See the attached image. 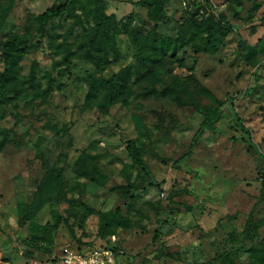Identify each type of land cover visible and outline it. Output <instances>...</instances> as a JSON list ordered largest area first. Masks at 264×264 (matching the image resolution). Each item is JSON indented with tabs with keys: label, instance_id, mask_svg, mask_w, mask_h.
Here are the masks:
<instances>
[{
	"label": "rangeland",
	"instance_id": "1",
	"mask_svg": "<svg viewBox=\"0 0 264 264\" xmlns=\"http://www.w3.org/2000/svg\"><path fill=\"white\" fill-rule=\"evenodd\" d=\"M106 1L119 28L111 34L125 58L96 68L83 59V43L94 38L89 33L97 23L94 0H77L71 13L43 28L40 15L66 0H0V13L7 14L0 32V81L4 44L30 42L15 68L13 84L22 93H11L0 106V133L12 139L0 153V264H46L78 245L112 246L129 264H264V0L167 5L168 18L158 29L166 37L204 17L234 27L214 55H193L185 67L174 66L173 74L195 75L226 101L216 130H206L193 147L203 115L190 108L161 99L118 103L107 113L85 107L89 75L106 79L131 66L129 31L148 20V9L135 4L139 0ZM204 28L197 37L206 36ZM242 41L255 46L250 62ZM135 80L134 96L142 90ZM168 112L180 123L164 135L153 124L167 123ZM141 115L153 130L150 139L138 131ZM133 139L143 148L145 169L139 173L127 149ZM16 140L22 144L15 146ZM83 154L93 157L85 161L90 168L96 164L99 182L75 172ZM131 179L135 192L126 191ZM31 222L55 227L54 244H33ZM157 231L161 237L155 239Z\"/></svg>",
	"mask_w": 264,
	"mask_h": 264
},
{
	"label": "trees",
	"instance_id": "2",
	"mask_svg": "<svg viewBox=\"0 0 264 264\" xmlns=\"http://www.w3.org/2000/svg\"><path fill=\"white\" fill-rule=\"evenodd\" d=\"M76 1L66 0L63 4L52 5L47 8L39 17L41 27L43 28L50 21L71 13ZM15 2L16 0H12V3ZM169 2L170 0H139L135 3L137 6L148 9V20L142 27L129 31L130 41L135 48V54L133 56L134 63L106 79L98 80L90 74L85 107H98L102 112L107 113L113 105L118 103L129 106L137 99H161L170 101L180 108H190L203 115V121L192 139L191 145L193 147L206 130H216V124L222 117L226 101L216 98L195 75L191 74L182 78L173 74L174 66L178 64L179 66L185 67L186 60L193 55H214L224 43L227 35L234 31V27L231 23H227L223 19L204 17L200 22H197L198 24H193V22L188 21L175 37L163 36L158 29L160 24H163L168 18L167 5ZM207 2L209 3V0ZM106 6V0H94V14L97 23L89 33L94 38L83 43V47H86V55L83 59L91 61L96 68L116 64L125 58L118 48L114 34H111V31L118 33L119 28L112 21V16L107 14ZM231 11L239 15V12L235 8H232ZM6 16V13H0V32L5 23ZM204 25L206 28H204ZM122 27L126 30L129 29L127 24ZM202 28L205 29L206 36L203 38L197 37L198 32ZM29 44L30 42L27 40H11L4 44L6 67L2 74V81H0V106H4L11 100V93L16 92V95L22 93V90H18V87L13 84V81L15 79L17 61L22 56V51L28 48ZM241 46L247 51L245 59L249 62L252 61V58L256 55L255 46L248 44L246 41H242ZM133 76L136 78L135 81L142 86L141 92L136 94V96H134L135 94L133 92ZM9 82L12 84V88L7 87ZM203 99L208 100L207 104L203 102ZM232 108L234 110V106ZM234 114L241 129L249 134V129L244 125L243 120L236 110H234ZM146 118V115L145 117L143 115L136 116V121L140 136L142 135L143 137L145 135L150 139L153 130L146 125ZM179 123V117L168 112V122L163 123L160 121L153 124V128L156 131H162L164 135H170L173 128L178 126ZM0 137H2L0 139V153H2L11 144L12 139L9 138L8 134L3 135L0 133ZM15 144V146H20L22 143H18L16 140ZM127 149L132 160L131 167L137 173L143 171L145 169V161L143 148L139 144V139L130 140ZM85 159L91 161L93 157L88 154H83L76 162L75 172L79 176L94 182H99L97 179V175L99 174L96 164H93V168H90ZM50 180L51 176L47 180L48 184ZM156 186L160 187V184H156ZM126 191H137L135 180L131 179L129 181L126 186ZM123 195H126V192ZM134 197L135 194H132L131 198L133 199ZM120 213L121 209L118 208L116 215ZM253 215L254 212L250 214L249 221L246 225L247 235L250 234L249 230L253 224ZM118 218L117 220H113L112 223L114 226L118 224ZM31 229L33 232L31 237L33 244H40V242L54 244L55 227L41 226L35 222H31ZM160 237L161 232L157 231L155 239ZM102 246L107 247L108 245ZM87 248L93 247L78 245L77 250ZM114 249L116 250V248ZM169 256L170 254L166 255V257ZM54 258L55 256L52 255L49 260L52 261ZM125 262L129 264L127 261Z\"/></svg>",
	"mask_w": 264,
	"mask_h": 264
},
{
	"label": "built area",
	"instance_id": "3",
	"mask_svg": "<svg viewBox=\"0 0 264 264\" xmlns=\"http://www.w3.org/2000/svg\"><path fill=\"white\" fill-rule=\"evenodd\" d=\"M46 264H126V262L113 247L101 246L84 250L64 251Z\"/></svg>",
	"mask_w": 264,
	"mask_h": 264
}]
</instances>
